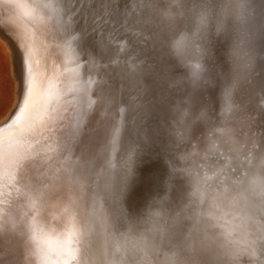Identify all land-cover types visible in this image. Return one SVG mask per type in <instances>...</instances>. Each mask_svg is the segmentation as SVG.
I'll return each mask as SVG.
<instances>
[{
	"label": "snow or ice",
	"instance_id": "6c2138e0",
	"mask_svg": "<svg viewBox=\"0 0 264 264\" xmlns=\"http://www.w3.org/2000/svg\"><path fill=\"white\" fill-rule=\"evenodd\" d=\"M0 32L5 264H264V0H0ZM157 159L177 197L138 207Z\"/></svg>",
	"mask_w": 264,
	"mask_h": 264
},
{
	"label": "bare ground",
	"instance_id": "6f19581e",
	"mask_svg": "<svg viewBox=\"0 0 264 264\" xmlns=\"http://www.w3.org/2000/svg\"><path fill=\"white\" fill-rule=\"evenodd\" d=\"M0 37H2L4 41L8 44V47L10 48L11 51L12 61H14V58L17 56L15 44L12 41L7 40L2 32H0ZM117 58L122 59L123 54L122 53L118 54L116 48L113 47L110 49L108 55L105 56L103 62L107 63ZM17 90H18V84H17L16 93ZM98 92L99 89H97V93ZM253 102L254 104H258L259 100L256 99ZM17 103H18V96L16 97L15 104L13 105L12 109L9 111L8 115L4 119L0 120V126H3L14 115L17 107ZM154 124H155V117L150 116L147 120V125L149 126V129ZM147 170H151L153 172L159 173L160 174L159 180L153 187L150 188H146L144 185H139L136 188L135 192L130 196L129 202L131 203L133 200H135L137 202L138 207H143L148 200L152 198L159 199L161 197H164L166 193L168 194L170 199L175 200L178 194V190L174 188L171 192H168L165 184V181L167 179L168 169H167V165L164 162V159L155 160L150 165H148L144 171ZM178 183L182 185L183 181H179ZM12 249H13V241L10 238L5 240H0V264H5L6 257L4 253L11 251Z\"/></svg>",
	"mask_w": 264,
	"mask_h": 264
},
{
	"label": "rangeland",
	"instance_id": "374dc122",
	"mask_svg": "<svg viewBox=\"0 0 264 264\" xmlns=\"http://www.w3.org/2000/svg\"><path fill=\"white\" fill-rule=\"evenodd\" d=\"M17 82L13 76V61L8 44L0 37V120L15 104Z\"/></svg>",
	"mask_w": 264,
	"mask_h": 264
}]
</instances>
